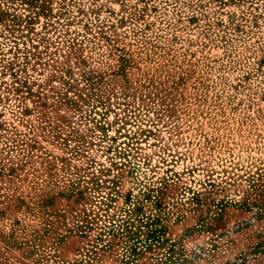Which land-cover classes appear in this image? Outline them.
Returning a JSON list of instances; mask_svg holds the SVG:
<instances>
[{"label": "rangeland", "instance_id": "obj_1", "mask_svg": "<svg viewBox=\"0 0 264 264\" xmlns=\"http://www.w3.org/2000/svg\"><path fill=\"white\" fill-rule=\"evenodd\" d=\"M0 264H264V0H0Z\"/></svg>", "mask_w": 264, "mask_h": 264}]
</instances>
